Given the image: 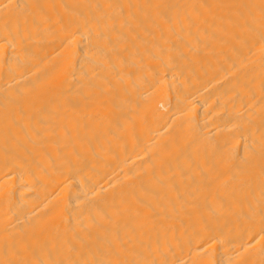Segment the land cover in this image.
<instances>
[{
    "label": "bare ground",
    "instance_id": "bare-ground-1",
    "mask_svg": "<svg viewBox=\"0 0 264 264\" xmlns=\"http://www.w3.org/2000/svg\"><path fill=\"white\" fill-rule=\"evenodd\" d=\"M0 264H264V0H0Z\"/></svg>",
    "mask_w": 264,
    "mask_h": 264
}]
</instances>
